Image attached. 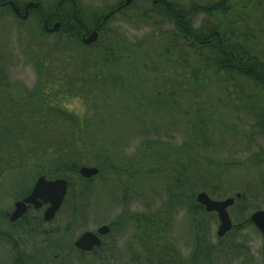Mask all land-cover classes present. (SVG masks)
Masks as SVG:
<instances>
[{
    "label": "rangeland",
    "instance_id": "obj_1",
    "mask_svg": "<svg viewBox=\"0 0 264 264\" xmlns=\"http://www.w3.org/2000/svg\"><path fill=\"white\" fill-rule=\"evenodd\" d=\"M17 1L22 9L31 2L40 6L26 20L10 8L0 9V235L21 236L29 254L42 250L35 236L12 227L5 214L41 176L57 179L51 173L59 165L54 162L57 153L49 147L32 151L29 158L17 157V144L27 149L57 135L94 147L82 153L85 157L75 156L79 170L104 165L107 170L91 181L77 173L61 177L71 181L65 208L45 228L61 233L54 238L59 257L45 251L44 260L40 252L41 264H96L83 258L74 243L83 233L112 223L123 224L115 249L121 259L98 264H191L194 225L202 219L210 244L218 246L217 215L195 216L178 195L174 177L183 166L198 185L196 202L199 193L216 201L235 199L228 210L234 227L264 211L263 89L240 77L219 78L185 47H174L168 35L173 29L150 14L156 0H133L107 22L98 45L91 48H84L80 38L71 39V33L43 32L38 12H58L60 0ZM169 1L190 8L217 0ZM74 2L89 28L87 24L102 21L126 0ZM231 5L218 18L199 15L195 28L219 25L264 56V0H231ZM112 53L115 60L107 59ZM21 160L27 162L23 168H8ZM203 180L211 184L206 190ZM237 195L246 196L248 205ZM238 206L248 209L242 212ZM152 220L157 233L148 229ZM223 239L222 249L229 253L199 257L198 264H264V240L255 226L239 232L233 228ZM14 259L0 241V264H15Z\"/></svg>",
    "mask_w": 264,
    "mask_h": 264
},
{
    "label": "trees",
    "instance_id": "obj_2",
    "mask_svg": "<svg viewBox=\"0 0 264 264\" xmlns=\"http://www.w3.org/2000/svg\"><path fill=\"white\" fill-rule=\"evenodd\" d=\"M12 1L15 3L16 7L20 8V10L23 11V4L21 5L17 0ZM149 1L152 2V0ZM67 3L71 5L69 8L65 7V4ZM74 3H71L67 0H60L58 6L59 11H56L49 16H47L45 12H38V10L37 12L40 14L39 21L41 22V25L44 24V22L46 21L48 23V26L51 27L56 21H61L62 27L59 31V34H63L66 32L74 33L77 30H82L81 23H84L85 19L79 12H75L77 8ZM120 6L116 9H113L109 13V19L105 22L102 19V21L98 22L97 24H95V22L91 25L87 24V26L89 27L87 28L88 31H91L94 28L98 30V32H100L102 29H104L105 25L111 18L123 11L122 9H120ZM151 6L152 10L150 14L158 16L164 24H167L170 28L173 29V33L168 32V35L169 39L173 41L172 45L174 47H185L186 50H189L190 52H192L193 55L199 57L205 62V69L209 70L211 73H213L215 76H218L219 78L224 75L230 77H240L241 79H244L248 83L252 84L256 89L261 88L264 90V56L259 51V49L252 45H246L245 42L235 36L233 32L229 30H224L219 25L208 23L201 29H197L194 26V20L201 14H206L209 17L217 18L219 16L226 15L232 8L231 0H217L214 4L210 6L200 7L197 5H193L190 8L182 7V5L179 3L170 1L168 2V0H156V3H152ZM10 9L14 13V10L11 7ZM77 19H80L81 21L77 22ZM42 26L43 32L48 35L46 29L44 28V25ZM75 38L79 39L81 37L80 35H78ZM97 45L98 43L92 47H95ZM82 46L84 48H91L85 47L83 44ZM170 49L171 47L167 48L166 52L169 53ZM111 55L112 56H109L107 59H110L111 57L115 60V58H113V53ZM46 66L47 63L43 62L42 68H45ZM49 108L53 107L49 106ZM196 124H200V126H202L200 121L196 122ZM22 134L24 136V139L26 141H29L28 137L26 136V133L23 132ZM52 139H54V137ZM84 143H78L75 140L69 141L67 137H64V139H62L57 135L55 140H49L47 143L37 142L34 145L27 146V149H22L20 145L17 144V146L19 147V156L17 157L29 158L32 156V151L38 154L39 151H46L50 147L51 151H53V154L55 156H57L55 153L58 154L54 161L55 164L59 163V165L55 166L51 173H53L52 175L57 174L56 177L61 178L67 173L79 174V162L77 160L78 158L75 159V156L85 157L82 153H85L86 149L91 148L92 151V149L94 148L93 146H87L86 142ZM87 161L89 160L86 158L85 162ZM197 161L198 159L194 160V162L196 163ZM19 163L20 164H17L16 166L9 163L8 168H23L27 162L26 160H21ZM105 169L106 166H102V168H100V174ZM67 180L71 182L70 179ZM91 180L92 179L87 181ZM174 181L177 183V187H179L180 190L178 192V195L185 198V207L188 208L190 213H193L195 216L198 217H200L201 215H205V209L194 200L196 193L194 192V190H196L195 187L198 185L194 184L191 181V178H189V176L187 175V170L186 172H184V166L182 171L176 170ZM206 185L211 186L210 181L203 180L202 188L205 190ZM215 187L213 188V190H209L211 196L215 195ZM70 188H72L71 185ZM245 198L246 196H243L241 199H238L242 203V205H248V203L245 201ZM191 200L192 202L189 203L187 206L186 201L188 202ZM241 206H238V208H243L242 212L248 209V207L246 206ZM200 212H202V214ZM0 217L4 216L0 214ZM203 221L204 219H202L201 221H195L194 229L196 240L191 264H198L200 258L206 260V258H209V256L213 255L214 253L222 255H227L229 253L228 251H224L222 249L224 239L218 238V246L210 244V241L208 239L209 231H207L206 225L202 223ZM156 223L157 222L153 220L150 223L148 222V229L150 226L152 232L154 231L155 233L160 230H158ZM250 224L252 225L249 219L245 220L241 222V225H239L238 227H234V230L236 232L242 231L245 229V227ZM162 226L167 227V224L163 223Z\"/></svg>",
    "mask_w": 264,
    "mask_h": 264
},
{
    "label": "water",
    "instance_id": "obj_3",
    "mask_svg": "<svg viewBox=\"0 0 264 264\" xmlns=\"http://www.w3.org/2000/svg\"><path fill=\"white\" fill-rule=\"evenodd\" d=\"M74 1V0H68ZM131 0H128L125 6H129ZM39 4L29 3L26 7V11L31 8H38ZM15 14L20 15L18 8L13 6ZM28 17V12L24 15L23 19L26 20ZM109 16H106L104 21L108 20ZM61 24L57 23L51 29H47L48 33H56L60 30ZM99 33L94 31L90 36H83L82 43L84 46H91L98 42ZM99 169L93 167H82L79 170V175L84 179H93L98 176ZM68 194V182L65 179H55L49 180L45 176H41L31 194L27 196L24 200L19 201L15 204L14 212L10 215V221L15 222L21 219L27 212L29 206H35V208H40L43 204L49 205V208L45 211L44 219L45 221H53L56 217V214L61 209L66 196ZM240 195H237V198H240ZM197 202L200 206L205 208L207 213L217 214L219 220V228L217 236L219 238H224L228 233L233 229V222L228 213L229 208H231L235 199L229 198L224 201H216L209 197L207 193H200L197 196ZM251 223L256 227V229L261 233L264 240V211H257L252 214ZM109 228L104 226L99 229L98 234L104 235L107 234ZM101 241L96 234L91 232L84 233L76 242L75 246L83 251H91L94 247L100 246Z\"/></svg>",
    "mask_w": 264,
    "mask_h": 264
},
{
    "label": "flooded vegetation",
    "instance_id": "obj_4",
    "mask_svg": "<svg viewBox=\"0 0 264 264\" xmlns=\"http://www.w3.org/2000/svg\"><path fill=\"white\" fill-rule=\"evenodd\" d=\"M28 4L25 5L23 11H20V9L18 7H16L15 3L12 0H0V9L6 10L10 7L13 9V6H15L20 11V15H21L20 18L21 17L23 18L27 12H28L27 18H29L30 13H31L30 11L33 8L26 11V7ZM124 5L120 6V8H123ZM79 21L80 20L77 19V22H79ZM60 24L62 27V23H60ZM81 25H82V30H77L74 33H71L70 37L75 38L78 35H80V37H81L80 40L82 41L84 35H86L88 37L94 31H97L96 29L88 31L87 27L83 23H81ZM44 28L46 30L50 28L46 21L44 24ZM60 30H61V28H60ZM30 194H31V192H30ZM30 194L26 195L25 197H23L19 201L24 200ZM19 201H17V202H19ZM66 201H67V197H66L64 204L62 205L61 209L56 214L55 219L53 221H50V222L49 221L47 222L44 219L45 211L49 208V205H46V204H43L38 209L35 208V206H29L25 215L21 219L15 221V222L10 221V215L14 212V210L10 213L5 214L6 215L5 218L8 219V222L10 223V225L12 227L21 228V230L23 231L24 234H30V236H35V239H36L35 242H38L40 244V246L42 247V250L35 253V255H36L35 256V255L29 254L26 252V250L28 248L27 247L28 244L25 243L24 239L21 236H19V235H17V236H11V235L4 236V234L0 235V241L3 242V244L7 246L8 250L11 251V258L15 257V259H14L15 260L14 263L16 262L15 264H41V260L37 256V254L40 252H44L43 255H44V260H45V258H46L45 257L46 256L45 251H48V252L51 251V254H52V252H55L56 255H54V257L56 259L59 257V255L57 254V244H56V242H54V238H55V236L57 237V235H59L61 233L57 231L58 228L53 229L51 231H46L45 228L47 225L52 224L59 215H62V213H63L62 210H63V208H65ZM17 202H15V204ZM15 204H14V209H15ZM66 208H67V205H66ZM69 209H72V206H70ZM32 212H34V214L31 217ZM69 212H72V211L69 210ZM105 226L109 228V231L107 234H104V235L98 234L99 229L104 227V226L99 227L95 232H91L93 234H96L101 241L100 246L94 247L91 251L80 250L75 246V243H74V247H75L76 251L83 258L91 259L92 261H95L96 264H98L99 262L105 263L107 261H113V260H118V259L120 260L121 259V256L117 252H115L116 251L115 249H116V245H118V239H119L118 238L119 237L118 232L123 228L122 227L123 224L122 223H120V224L112 223L110 225H105ZM116 226L118 227V230H117ZM17 230H19V229H16V231ZM87 232H85V233H87ZM147 254H149L147 256L152 255L151 253H147ZM68 256H71V255L68 254ZM137 260L139 261L141 259L137 258ZM136 264H138V263H136Z\"/></svg>",
    "mask_w": 264,
    "mask_h": 264
}]
</instances>
